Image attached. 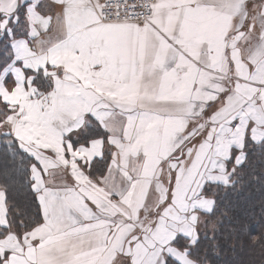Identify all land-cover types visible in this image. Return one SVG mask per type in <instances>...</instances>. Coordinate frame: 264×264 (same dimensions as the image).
Masks as SVG:
<instances>
[{
	"label": "snow or ice",
	"instance_id": "1",
	"mask_svg": "<svg viewBox=\"0 0 264 264\" xmlns=\"http://www.w3.org/2000/svg\"><path fill=\"white\" fill-rule=\"evenodd\" d=\"M257 155L264 0H0V264H211Z\"/></svg>",
	"mask_w": 264,
	"mask_h": 264
},
{
	"label": "trees",
	"instance_id": "2",
	"mask_svg": "<svg viewBox=\"0 0 264 264\" xmlns=\"http://www.w3.org/2000/svg\"><path fill=\"white\" fill-rule=\"evenodd\" d=\"M254 168L256 173L264 169V160L259 155L254 157ZM25 195L23 190L19 192L21 198ZM233 199L237 203L235 215L241 222H247L248 234L241 232L233 247L228 229L235 221L225 219L218 234L219 245L215 251H209V260L211 264H264V251L250 240L251 235L264 232V185L252 181Z\"/></svg>",
	"mask_w": 264,
	"mask_h": 264
}]
</instances>
